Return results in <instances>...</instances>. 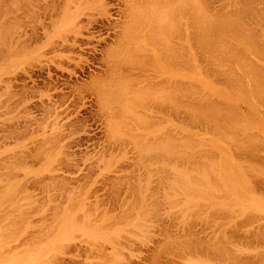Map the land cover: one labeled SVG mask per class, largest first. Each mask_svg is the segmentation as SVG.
Here are the masks:
<instances>
[{
    "label": "rangeland",
    "instance_id": "1",
    "mask_svg": "<svg viewBox=\"0 0 264 264\" xmlns=\"http://www.w3.org/2000/svg\"><path fill=\"white\" fill-rule=\"evenodd\" d=\"M70 1L71 3L73 1V5L71 6ZM70 1L0 0V264H103V262H106L105 259L112 257V255L114 256V253L116 254V252L111 251L113 246H111V244L109 246V243L106 242L107 238L111 240L109 236L113 237L114 235L113 239L117 240L116 238L119 237L118 240L120 241L117 240V243L119 242L120 245H115L117 244L116 242H114V245L117 246V254H122L121 264H154V262L155 264H188L187 261L189 258L191 260V262L189 260V264H208L209 262L207 263V261H204V259H208L207 256L204 255L206 249L210 256H208V261L212 262H210V264H264V177H261L264 173V97L262 96L263 94H261V91H264V86H262L264 85V0H196L194 5L192 0L191 8L194 7V9L191 13L193 16L194 14L196 16H194L192 20V25L194 26H192L191 35V55L188 51V43H186L187 36L182 35L185 34L183 31L186 29L187 24L185 23L186 21L183 20L186 19L184 15L187 10L185 7L186 4L183 7L180 2V4L176 6L175 4H178V2L174 4L172 1L167 0L168 3L175 5L173 6L175 7L174 9L170 7V5V8L167 6L168 4L165 3L166 0L165 2L164 0H158L159 2L157 0H151L153 2L152 4L148 1L149 4L146 3L143 5L145 9L143 13L146 12L149 14L154 9L155 13L153 16H151L152 13L149 14V17H157L155 10L159 9V7L163 8V6H167L166 8L168 9L164 8L163 10H171L172 8L173 11L169 12L171 13V16H169H174L175 18H168L169 13H164L167 14L165 16H167L168 20L171 19L170 21H173V23L166 26L167 24L164 23L167 22H164V29L159 26L161 28L160 30H166L165 33L163 32L165 37L168 38H166V40H171L170 42L168 41L169 46L166 49V47H164V43L166 42L165 39L163 42L162 39L159 40L157 38L160 34H163L161 33L162 31L159 30L160 32H157V34L154 32L157 37L153 31L151 32L153 34H150L149 30L154 27L150 24L152 18H150V22H147L144 16L142 18V15L140 19H145L146 23L150 25L146 26L144 22L145 25L143 26V22L140 20L141 25H139L141 29L137 28L140 33H138L136 29V33H132L134 37H132L131 41L134 43L133 40L136 39L142 45L137 43L138 41L136 40V43L132 44L130 42L131 36H129L130 40H126L127 43L123 41L122 38H119V27L123 25L124 21L126 23L128 20L123 17L125 10L122 2L124 0ZM87 1H92V4L89 5ZM156 1L158 3L164 2L165 4L162 3L160 6ZM93 2L96 3L94 4ZM173 2H175V0H173ZM65 3L70 7H68L69 10L81 9L80 11L83 13L78 17L81 26L86 27L87 22L95 21L92 22L88 30L87 28H85L86 30L81 29L82 35L78 34L74 36L69 33V35H67V40L62 42L60 41L61 39L59 40L58 37H55L54 27L63 17V11L61 12V10L64 9L62 6H64ZM101 3H103L105 7L103 14L99 15L97 11L91 10L93 6L96 7V4L99 6ZM87 4L90 7L92 5V7L86 9ZM153 4H155V8H158L155 9ZM195 4L198 8H195ZM180 5L182 6V11L181 8H179ZM150 9H152L151 12ZM159 10H161L162 14L163 10ZM157 12L160 13V11ZM196 12L198 13L196 14ZM174 13L176 15H174ZM182 13L183 15H181ZM200 13H205V16L208 14L206 17L203 15L206 19L202 17ZM198 14L200 17H197ZM209 14L211 17H209ZM84 15H89L91 18L89 19V16L85 18ZM176 16H178V18L182 17L183 19H181L183 21L177 19ZM165 18L163 20L167 21ZM208 18H211V21H217L216 23L213 21L211 22ZM196 19H198V21H196ZM147 20L149 19L147 18ZM158 20L159 19L155 20V22ZM160 20L158 22H161ZM177 20H179L178 23ZM206 20H209V24L211 25L212 23L213 25L208 27V22H205ZM194 21L195 23H193ZM204 22L207 24V27H204ZM220 22L223 23L221 24ZM176 23L181 26L179 27ZM51 24H53V26ZM161 24L159 23L158 25ZM171 24L172 26L175 25V27H178V29L185 26L184 30L183 28L181 29L182 32H180V29L178 30L180 36L182 35L183 38L179 37V33L176 30L177 28L172 27V29H170ZM231 24H233V27ZM236 24L240 29L242 27V29L239 30L238 27L237 29L236 27L234 28ZM202 25L206 30V32H203L204 34L206 33L205 35L200 32L201 29H203ZM142 26L151 29H144ZM197 26L201 27L198 28ZM156 27L157 24L152 30L155 29V31H157ZM166 27L168 29H166ZM197 28H201L200 31ZM216 30L222 33L221 37L219 33L217 34ZM142 31H149V34L146 32L143 33ZM223 31L226 32V35ZM244 31L246 33H244ZM235 32L238 33L236 34ZM232 33H234V35ZM170 34H177L178 37L176 35L172 38L173 36ZM164 35L160 37L163 38ZM176 37L178 39L182 38L181 41ZM203 37H206L208 41ZM217 37L220 39V42L219 39L217 40ZM175 38L177 40H175ZM185 38L186 40H184ZM157 39L162 41L164 49H162V43H160L161 45H159V42L157 43ZM117 40L118 42L122 40L124 43H117ZM183 40L187 45H185V43L183 44ZM120 45L123 47L122 49H124V46L127 47L122 50ZM155 45L156 48L154 47ZM206 45L209 46L206 47ZM213 45H217L215 48H220L219 50L217 49V54L215 53L216 49ZM114 46L117 47L116 52L114 50L116 47ZM178 46L182 47L179 48ZM254 47H256V49ZM110 48L114 50L112 51L111 49V53L115 52L120 59L115 55L116 59L114 60L112 58L114 53L113 55H107ZM137 48L143 52H140ZM224 50L226 51L223 52ZM133 51L135 52L133 53ZM218 51H222L223 54ZM187 52L193 60V70L192 67H188L190 65L186 63L187 59H185V57H189V55L188 57L185 55ZM170 53H173L175 56L178 55V53H185L182 55L183 57L180 54L183 63L179 56L180 63L178 64V56L177 58H174L175 56L171 57L173 54ZM149 54L153 57L152 59L148 56ZM167 54H170V56L168 57ZM237 54L240 55L238 56ZM241 54L244 55H242L243 61L240 59ZM162 55H166V60ZM236 55L239 57L237 61L236 59L238 58ZM170 57L172 59L174 58L175 61L178 60L177 63L172 61ZM190 57L188 58L189 60ZM106 58L110 62H114L113 64L115 66L112 63L108 65L110 62L107 61ZM167 58L169 59L167 60ZM116 60H118V62ZM152 60H155L154 63ZM229 60L235 62L233 63ZM115 61L117 65L119 63L121 65L122 62L125 63L126 61L127 64L122 63V67H120V65H116ZM128 61L131 63H128ZM134 62L136 63L134 64ZM167 62L171 64L174 63V66ZM226 62H228V64ZM241 62L242 64L244 63L243 67ZM246 62L249 63L250 66ZM169 64L171 66H166ZM176 64L177 66H175ZM222 64L226 66H222ZM112 65L113 69L116 68L120 72L117 70H114V72L111 68ZM179 65L182 66L181 70L183 71L179 69L181 67ZM252 65L255 69H253ZM142 66L145 68H142ZM155 66L160 69L155 68ZM152 67L153 69H150ZM186 67L187 71L189 70L187 73L185 70ZM222 67L227 68L223 70ZM249 68L250 72H257H254L257 76V81L254 79V83H251V79L253 80L255 76L251 74L252 72H248ZM260 68L262 70H260ZM108 69H110L109 72ZM220 69H222L224 73L220 74V71L223 72ZM135 70L138 72H135ZM160 70L162 71V76L158 73ZM192 71H194L193 75L189 76L188 74H192ZM260 72H262V75ZM229 75L233 77H228ZM245 75H248V77L246 76L245 78ZM136 77H139L140 80ZM183 77L187 78L186 81L185 79L180 80ZM224 77L234 79L228 82ZM116 78L120 79L117 80ZM141 78H144V80H141ZM178 78L179 80H177ZM190 78H192V81H189ZM242 79L245 80V82ZM137 80H139V82L136 84L135 81L137 82ZM102 81H104L105 86L102 84ZM96 82L101 85L100 88L104 90V92H102L106 94V96L105 94L102 96L107 103V111L100 109V106L97 104L96 95L89 90L93 83ZM241 82L243 86L241 89L238 87L241 90L239 91L236 87L239 84L241 85ZM257 82H260L259 84L262 85H259ZM109 83L113 85H109ZM116 83H118V85ZM143 83H145V85L147 83V85L145 86ZM184 83L190 85V87L188 85L186 86ZM154 84H156L157 87L154 86ZM178 84L181 85V87ZM158 86H160V88ZM170 86L172 88L171 90ZM174 86H176L177 90L179 89L178 87H180L178 95H176L177 90H174ZM258 86H261L260 89ZM116 87L117 89H115ZM252 87H254V92H252ZM181 88L184 89L182 90V94ZM229 88L231 89L229 90ZM243 88H246V91ZM158 89H161L163 92L161 93V90L158 91ZM185 89L187 92L188 89L189 91L191 90L192 92H190L192 94L190 92L188 94ZM234 89L236 91H234ZM248 89H251V92L256 94H250ZM133 90L138 92L135 94ZM168 90L173 92L175 98H173L172 93ZM237 91L238 93H236ZM168 92L172 96L167 94ZM258 92L261 95H259ZM114 93H117V97ZM164 94H167V96L169 95L168 97L170 99L166 98ZM180 94H185L186 97L183 98L185 95L180 96ZM240 94L243 96H239ZM150 95H155V97H157L152 99L153 96ZM256 95L259 97L262 96V99L259 98L260 102L258 99H256V101L253 98H258ZM244 96L248 98L250 96V103H247V100H249L247 98L245 99L247 104L241 99ZM178 98L180 101H177ZM155 99H158L159 105ZM159 99H161V103ZM162 99H164V105H160L163 104ZM174 100L175 105L172 102ZM254 100L259 103V106L261 105L260 109L258 105H256V102V104H254ZM116 101L119 102L117 103ZM241 101H243V105ZM152 102L156 104L153 105ZM170 102L173 103L174 106L170 105ZM115 103L122 106L119 107ZM146 103H149V105ZM176 104L179 106L177 105V107H175ZM249 104H251L250 108L248 107ZM214 105L217 107L216 110H214L215 108H211L215 107ZM227 106H229V111H240L238 112L240 116L237 113L238 115L236 114L237 117H235L237 119H232V123L234 121L237 123L234 122L232 124L230 121L231 119L227 118V115L224 113L225 108V112L227 111ZM230 107H232V109ZM253 107H255V111ZM186 108H191L190 110H192L193 113ZM206 108H208V111H210L209 108H211L214 112L216 111V114H214L213 111V113H209ZM220 108L221 113H219ZM199 109L201 111H199ZM202 109L205 112H202ZM197 111L199 112L197 113ZM206 112L208 113L206 114ZM115 113L119 114L116 116ZM203 113L209 116L205 115L206 117L204 116V118ZM242 113L244 114L241 116ZM212 114H214V117ZM110 115H112L113 118ZM191 115H194V117L196 115L195 118L198 122L194 120L196 123H193V118L190 119ZM222 115L226 117L223 118ZM209 117L211 118L209 119ZM240 117L243 118L241 119ZM108 118L114 119L113 123L116 124L115 131L111 134L113 137L109 135L104 127V123ZM201 118H204V121L208 119L207 121L211 125H207V123H205V125ZM238 119L240 120L237 121ZM210 120H216V122ZM211 122H215L217 128L214 127L215 123L212 124ZM239 122L240 124L242 122L246 123L240 126V124H238ZM222 123L224 124L222 125ZM230 123L232 125H230ZM221 125L225 126L222 127ZM235 126H237V129ZM242 126H244V128ZM123 127L124 130L122 131ZM230 128L231 131H229ZM234 128L236 131H234ZM237 130L239 132H237ZM228 135L233 137H227ZM234 136H237V138ZM251 139L254 142H252ZM51 141L54 142L52 143ZM225 153L232 164V166L231 164L229 165L230 168L232 167L231 170L226 168L228 163L224 156ZM184 154L186 156H184ZM187 156L191 158V160L189 159L190 161H187L189 158ZM221 157L225 158L223 162H226V164L223 165L220 163ZM238 159L243 165H239ZM214 161L216 163L219 162L222 165H219V167L221 166V168L223 167V169H225L222 170V173L219 172L218 174L216 171L218 169L214 170L218 167L216 163V165L214 164ZM237 164L239 169L240 167L244 171L247 169L246 172H244V174L246 173L245 178L247 176L250 180L249 185L252 183L253 186L247 185V179H241V177H243L240 175L242 170L240 169L241 172L238 173L240 170L235 167ZM246 164L250 165V170L248 168L249 166L246 168ZM206 166H211L209 170L212 172H210ZM203 168L206 171L208 170L209 173L207 171L205 174L202 171L204 170ZM221 168H219V171ZM252 168L254 171H259L257 173L258 175L255 174L257 171H253L254 173L251 171ZM232 170L235 172L234 175L239 178H236V180L239 181L241 179V181L243 180L246 184L242 182L243 184L241 185H243V188H241L242 186L239 185L241 182L239 181V184H237L239 188L238 186L236 187L235 182L233 185L232 182H229L231 180H228L229 184L231 183L230 186L233 185L236 188L234 189L232 186V190L234 191L230 189L232 192H229V185L227 184L225 187H227L226 191L228 192H224V183H226L224 179L232 175V173L231 175H225L227 174L226 171L232 172ZM215 171L220 176L223 175L224 171V175L227 177L223 178L225 177L223 176L221 179L216 173V175L213 176ZM229 172L228 174H230ZM248 172L250 173L248 174ZM260 172L261 174H259ZM183 173H186L185 176ZM252 174H255V176ZM179 175L180 178H178ZM203 175L206 180L203 181L204 184L201 181L203 180L201 179ZM252 176L253 178H251ZM218 177L220 180H224V185H222ZM232 177L233 175L230 178L232 179ZM187 178L190 183L187 181ZM179 179L180 185L177 181ZM212 179H214L218 185ZM184 181L187 182V184H185ZM217 181L220 182L218 183ZM198 182H201L202 186ZM206 182L210 184V186H208L210 192L206 189ZM173 184L174 186H172ZM196 184L201 188L197 187ZM188 185H191L194 189ZM180 186H184L183 189ZM177 187H179V192ZM213 188L217 189L216 191L218 192H212L214 190ZM221 188L223 189L221 190ZM204 189L208 193H204ZM193 190L197 191L194 192ZM200 190L202 192H200ZM211 192L214 198H212L213 195L210 194ZM190 193L194 196V198L191 196V200L189 198ZM201 193L206 196H204L206 199L203 195H201L202 197L200 196ZM206 194L210 195L212 200L216 197L218 200L211 201V198H209L210 196L208 197ZM169 195L171 196L169 197ZM185 195H187V197ZM207 198H209V200H207ZM202 199L204 201H202ZM220 199H222L221 201L224 203H221ZM236 199L239 200L236 202ZM179 200L180 202H178ZM228 200H230V202ZM184 203H186V206ZM230 203H232L233 206L230 205ZM219 204H222V208ZM198 206L201 207V209ZM198 208L199 210H197ZM216 208L218 209L216 210ZM236 209L238 210L236 211ZM233 210L235 212L232 213ZM66 225L68 226L66 227ZM189 226L191 228H189ZM180 241L183 246L185 245L184 247L180 246ZM92 242L95 243L93 244ZM97 242L100 245H104V248L101 249L102 252H99L98 256L94 253L95 247H92L96 246ZM168 243L172 245L173 251L174 247L178 245V247L180 246V249L183 250L184 248H187V250H195L197 255L194 252V257H188L186 253L185 255L183 253L187 250L182 252V250L177 249L178 247L175 250V255L180 251L183 253V256L180 254L182 258L186 256L188 258L187 260L185 257L183 259L179 258L180 255L178 254L177 256L179 257H175L173 251H170L172 252L171 254L169 253L170 255L167 251L165 254L164 251L171 246L168 245ZM175 243L178 244L176 245ZM115 246L114 249L112 248L113 250H115ZM90 247L94 251H90L92 250ZM203 249L204 252H201ZM217 251L219 252L217 253ZM99 254H101V256ZM195 258L198 259L196 260ZM184 260H186L187 263Z\"/></svg>",
    "mask_w": 264,
    "mask_h": 264
},
{
    "label": "bare ground",
    "instance_id": "2",
    "mask_svg": "<svg viewBox=\"0 0 264 264\" xmlns=\"http://www.w3.org/2000/svg\"><path fill=\"white\" fill-rule=\"evenodd\" d=\"M69 1H70V0H69ZM93 1H94V0H93ZM102 1H103V0H102ZM148 1H150L151 4L153 3L151 0H124V1L122 2V3H123V6H124V10H125L124 13H123V17L126 18V19H128V20H127L126 23H125V21H124L123 25H120V27H119V28H120V34H119L120 37H119V38H122V40L125 41L126 43H127V41L130 40V38H131V40H130V42H131V41H132V37H134V36H132V33L135 34V33H136L135 30H136L137 28H138V29H139V28L141 29V26H140V25H141L140 20H142V22H143L142 25H143V26H144L145 24H146V26H148V25H150V24H151V26H154V27H152V29L155 28V26H156V24H157V27H156L157 31H155V29L152 30L151 28H149V29H151V30H149L148 27H147V28H144V27L142 26L144 29H148V30L150 31V34H153L154 32H156V34H157V32L162 31V30H160L161 28H160L159 26H161V27L164 29V27H165L164 24H167L166 26H169L170 23H173V21H170V20H171L172 18H175L174 16H173V17H170V16H171V13H169V12H170V11H171V12L173 11L172 8H171V10H170V9H169V10H163V9L166 8L167 6L169 7V5H170V7H173V6H175V5L177 6V5H179L180 2H181L183 7H184L185 4H186L185 7H186V9H187V10L185 11V13H184L185 18H186L187 20H186V19H183V18L181 17L184 21H186L185 23H187V24H186V29L184 28L185 26H183L184 24L182 25V26H183V27H182L183 30L185 29V30L183 31V32H185V34H182V35H186V36H187V42H186V43H188V51H189V53H190V55H191V52H190V51H191V41H192V40H191V35H192V26H194V25H192V20H193V17L196 16L195 14H194V16H193V14L191 13V11H193V9H194V7L191 8V6H192V4H191L192 0H175V2H173V0H169V1H172V3H174V4H175L176 2H178V4L176 3L175 5H174V4H170V3H168L167 0H166V2H165V0H164V2L167 3L168 5L166 4L167 6H165V7L163 6V8H160V7H159V9H162V10H163V11H162V14H163V15L161 14V10L157 9L158 7L155 8L156 6H155V4H153V5H154V8L157 9V10H155L156 13H157V17L154 16L155 18H154V17H149V14L152 13L151 16H153V14L155 13V12H154V9H153L152 12H151L152 9H150V12H151V13H149V14H147L146 12H144V13H146V14L143 13V11H145L143 5L146 4V3L149 4ZM157 1H158V0H157ZM157 1H156V2H157ZM183 1H184L185 3H184ZM64 2H66V1H64ZM83 2H84V1H83ZM85 2H86V1H85ZM88 2H89V1H87V3H88ZM97 2H99V1H97ZM156 2H155V3H156ZM158 2H159V1H158ZM158 2H157V3H158ZM160 2H162V1H160ZM164 2H162V3H164ZM194 2H196V0H193V2H192L193 5H194ZM198 2H200V1H198ZM70 3H71V1H70ZM70 3H69V4H70ZM72 3H73V1H72ZM72 3L70 4V6L73 5ZM80 3H82V2H80ZM93 3L95 4L96 2H93ZM162 3H158V4H159V5H160V4L162 5ZM165 3H164V4H165ZM84 4H85V3H84ZM84 4H83V5H84ZM90 4H92V1L89 2V5H90ZM94 4H93V5H94ZM101 4H102V5H101ZM101 4H99V6H102V7H99V6L96 4V7H95V6L92 7V5H91L92 8H91L90 6H88V4H87V5H86L87 8H86V7H85V8L88 9V8L90 7L92 11L95 10V11L98 12L99 15H101V14H103V12H104V8H105V7L103 6L104 4H103V3H101ZM158 4H157V5H158ZM197 4H198V3H197ZM161 5H160V6H161ZM247 5H248V4H247ZM75 6H76V5H75ZM84 6H85V5H84ZM105 6H106V5H105ZM107 6H108V5H107ZM182 6L180 5V7H179V8H181V11L183 10V9H182ZM63 7H64V9L61 10V12L63 11V13H62V14H63V17L61 16V17H62V18L60 19L61 21L59 20V22H58V23L55 25V27H54V32H55V35H56L55 37H58L59 40L61 39L60 41H62V42H64V41L67 40V37H68L67 35H69V33H71V35H74V36H76V35H78V34H81V31H82L83 29L86 30L85 28H87V30H88L89 27H91L92 22L95 21V20H94V21H89V22H87V26H86V27L81 26V24H79V20H78V17H80L79 15H80V14L82 15V13H83V12L80 11L81 9L78 10V9H75V8H74L75 10H69L70 7H69L68 4H66V3H65L64 6H62V8H63ZM68 7H69V8H68ZM79 7H81V6H79ZM170 7H169V8H170ZM196 7L198 8V6H196V4H195V8H196ZM100 8H101V9H100ZM106 8H107V7H106ZM145 8H146V7H145ZM173 8L175 9V7H173ZM166 9H168V8H166ZM190 9H191V10H190ZM83 10H84V9H83ZM105 10H106V9H105ZM178 10H179V9H178ZM195 10H196V9H195ZM197 10H198V9H197ZM200 10H201V9H200ZM86 11H87V10H86ZM157 11H160V13L157 12ZM179 11H180V10H179ZM179 11H178V12H179ZM181 11H180V13H181ZM198 11H199V10H198ZM164 12H166L167 14L169 13V14H168V18H171V19L168 20L167 16H165V15H167V14L164 13ZM175 12H176V11H175ZM199 12H201V11H199ZM89 13H90V11H89ZM142 13H143L144 15H143ZM158 13H159V14H158ZM180 13H179V16H180ZM193 13H194V12H193ZM197 13H198V12H196V14H197ZM60 14H61V13H60ZM60 14H59V15H60ZM62 14H61V15H62ZM86 14H87V13H86ZM160 14H161V15H160ZM200 14H201V13H200ZM204 14H205V13H204ZM204 14H203V13L201 14L202 17L205 16ZM206 14H207V13H206ZM57 15H58V14H57ZM141 15H142V18H143V16H144V18L146 19L147 22H148V21L150 22V18H152L151 20L153 21V23H152V21H151L150 24H147L146 21H145V19H140V18H141ZM169 15H170V16H169ZM174 15H176V14L174 13ZM181 15H183V13H182ZM203 15H204V16H203ZM207 15H208V14H207ZM207 15H206V16H207ZM209 15H210V14H209ZM84 16H85V18H87L89 15H88V16H87V15H84ZM86 16H87V17H86ZM160 16H161V17H160ZM198 16H199V14L197 15V17H198ZM206 16H205V17H206ZM58 17H59V16H58ZM82 17H83V16H82ZM103 17H105V16H103ZM146 17H147L149 20H147ZM162 17H164V18L166 17L165 19H166L167 21H164V20H163L164 18H162ZM176 17H177V19L182 20L181 18H178V16H176ZM199 17H200V16H199ZM205 17H204V18H205ZM209 17H211V15H210ZM90 18H91V17L89 16V19H90ZM156 18L159 19V20H160V18H161L160 21L162 22V24H163L164 22H167V23H164V24L162 25L161 22H158L159 20L155 22V20H157ZM195 18H196V17H195ZM212 18H213V17H212ZM217 18H218V17H217ZM122 19H123V18H122ZM154 19H155V20H154ZM198 19H199V18H198ZM198 19H196V21H198ZM205 19H206V18H205ZM205 19H204V20H205ZM208 19H210V21H211V18H208ZM218 19H219V18H218ZM86 20H87V19H86ZM162 20H163V21H162ZM173 20H174V19H173ZM183 20H182V21H183ZM194 20H195V19H194ZM178 21H179V20H177V23H178ZM199 21H200V19H199ZM208 21H209V20H206L205 22H208ZM212 21H213V20H212ZM212 21H211V22H212ZM216 21H217V20H216ZM216 21H213V22L216 23ZM221 21H222V20H221ZM144 22H145V24H144ZM154 22H155V23H154ZM168 22H169V23H168ZM202 22H203V21H202ZM202 22H199V23H202ZM205 22H204V23H205ZM235 22H236V21H235ZM159 23H160L161 25H158ZM177 23H176V24H177ZM193 23H195V21H194ZM204 23H203V24H204ZM217 23H218V22H217ZM220 23H221V22H220ZM222 23H223V22H222ZM222 23H221V24H222ZM139 24H140V25H139ZM152 24H153V25H152ZM174 24H175V23H174ZM207 24H208V25H207ZM207 24L205 23V26H204V27H207V26L209 27V26L213 25L212 23H211V25H210L209 22H208ZM218 24H219V23H218ZM233 24H234V23H233ZM233 24H231L232 27H233ZM51 25L53 26V24H51ZM177 25H178V24H177ZM177 25H176V26H177ZM199 25H200V24H199ZM206 25H207V26H206ZM215 25H216V24H215ZM215 25H214V26H215ZM219 25H220V24H219ZM138 26H140V27H138ZM178 26L180 27L181 25H178ZM222 26H223V25H222ZM170 27H171L170 29H172V27H175V25L172 26V24H171ZM197 27L199 28V27H201V26H197ZM204 27H203V25H202V28H203V29L200 28L201 31H200V29H198V28H197V29H198L200 32H202V34H204L203 32H206V30L204 29ZM212 27H213V26H212ZM235 27H236V29H237V27H238L239 30L242 29V27H241V29H240V27H239L237 24H236V26H234V28H235ZM55 28H56V29H55ZM119 28H118V29H119ZM175 28H177V29H176L177 32H178V30L180 29V28L178 29V27H175ZM182 28H181V29H182ZM193 28H194V27H193ZM195 28H196V27H195ZM81 29H82V30H81ZM138 29H137V32L140 33ZM166 29H168V28L166 27ZM181 29H180V30H181ZM189 29H190V30H189ZM197 29H196V30H197ZM206 29H208V28H206ZM215 29H216V28H215ZM224 29H225V28H224ZM159 30H160V31H159ZM198 30H197V32H198ZM202 30H205V31H202ZM208 30H209V29H208ZM210 30H211V29H210ZM231 30H232V29H231ZM149 31H147V32L145 31V32H146L147 34H149ZM152 31H153V33H151ZM173 31H174V28H173ZM194 31H195V29H194ZM216 31H217V34H218V33H219L218 30H216ZM221 31H222V30H221ZM226 31H227V30H226ZM234 31H235V30H234ZM142 32H143V31H142ZM142 32H141V33H142ZM145 32H143V33H145ZM163 32L165 33L166 30L162 31L161 33H163ZM169 32H170V31H169ZM180 32H182V30H181ZM197 32H196V35H197ZM200 32H199V33H200ZM223 32H224L225 35H226V32H225V31H223ZM240 32H241V31H240ZM138 33H137V34H138ZM164 33H163V34H160L159 37H157V35H156L155 33H154V34L156 35V37H157L159 40L162 39L163 42H164V39H165V41H166V42L164 43L165 46H164V44L162 43V41H159L158 39H157V43L159 42V45H161L160 43H162V45H161V46H162V49H164L163 46L166 47V49H167V47L169 46V45H168V41H169V40H166L167 37H165ZM167 33H168V31H167ZM171 33H172V32H171ZM178 33H179V32H178ZM178 33H177V34H178ZM235 33H236V32H235ZM237 33H238V32H237ZM237 33H236V34H237ZM242 33H243V32H242ZM244 33H246V32L244 31ZM134 34H133V35H134ZM137 34H136V36H137ZM147 34H143V35H147ZM173 34H174V32H173ZM173 34H170L171 36H173L172 38H174V36L177 35V34H176V35H173ZM205 34H206V33H205ZM205 34H204V35H205ZM208 34H209V33H208ZM219 34H220V37H221L222 33H219ZM232 34L234 35V33H232ZM81 35H82V34H81ZM139 35L142 36L141 34H139ZM161 35H164V37L161 38V37H162ZM182 35L180 36V33H179V37H182ZM200 35H201V34H200ZM200 35H198V36H200ZM204 35H203V36H204ZM211 35H212V33H211ZM211 35H210V36H211ZM214 35H215V34H214ZM246 35H247V34H246ZM129 36H131V37L129 38ZM136 36H135V37H136ZM160 36H161V37H160ZM167 36H168V34H167ZM210 36H209V37H210ZM153 37H155V36H153ZM177 37H178V35H177ZM177 37H176V38H177ZM235 37H236V35H235ZM239 37H240V36H239ZM246 37H247V36H246ZM119 38H118V39H119ZM128 38H129V39H128ZM140 38H141V37H140ZM150 38H152V37H150ZM176 38H175V40L178 39V38H177V39H176ZM182 38H183V37H182ZM182 38H181V39H182ZM203 38L207 40L206 37H203ZM133 39H134V38H133ZM155 39H156V38H155ZM167 39H168V38H167ZM181 39H178V40L181 41ZM210 39H211V38H210ZM218 39H219V38L217 37V40H218ZM235 39H236V38H235ZM247 39H248V38H247ZM122 40L119 41L120 44H123V43H124ZM126 40H127V41H126ZM135 40H136V39H135ZM135 40H133L134 43H136ZM148 40H149V39H148ZM150 40H151V39H150ZM184 40H186V38H185ZM184 40L182 41L183 44L185 43ZM195 40H196V39H195ZM4 41H5V40H4ZM136 41H138V40H136ZM142 41H143V40H142ZM152 41H154V40H152ZM170 41H171V40H170ZM170 41H169V42H170ZM180 41H179V42H180ZM204 41H205V40H204ZM204 41H203V42H204ZM207 41H208V40H207ZM209 41H210V40H209ZM119 42H118V40H117V43H119ZM121 42H123V43H121ZM213 42H214V41H213ZM219 42H220V39H219ZM131 43L134 44L133 42H131ZM137 43H140V42L138 41ZM157 43H156V44H157ZM166 43H167V44H166ZM180 43H181V42H180ZM186 43H185V45H187ZM226 43H227V42H226ZM229 43H230V42H229ZM52 44H53V43H52ZM140 44H141V43H140ZM175 44H176V43H175ZM212 44H213V43H212ZM245 44H246V43H245ZM141 45H142V44H141ZM153 45H154V44H153ZM159 45H158V46H159ZM173 45H174V44H173ZM176 45H178V44H176ZM203 45H204V44H203ZM233 45H234V44H233ZM249 45H250V44H249ZM12 46H13V45H12ZM116 46H117V45H116ZM116 46H114V47H116ZM120 46H121V45H120ZM120 46H119V47H120ZM129 46H130V43H129ZM131 46H132V45H131ZM143 46H144V45H143ZM146 46H147V45H146ZM148 46H149V45H148ZM200 46H201V45H200ZM207 46H209V45H206V47H207ZM211 46H212V45H211ZM211 46H210V47H211ZM213 46H214V45H213ZM216 46H217V45H216ZM216 46H214V48H215ZM252 46H253V45H252ZM252 46H251V47H252ZM119 47H118L119 50H120V48H121V49L123 48L122 46H121L120 48H119ZM126 47H127V46H124V49H125ZM154 47L156 48V45H155ZM178 47H179V46H178ZM178 47H177V48H178ZM181 47H182V46H180L179 48H181ZM224 47H226V46H224ZM228 47H229V46H228ZM130 48H131V47H130ZM138 48H139V47H138ZM138 48H137V49H138ZM152 48H153V47H152ZM158 48H159V47H158ZM170 48H171V46H170ZM170 48H168V49H170ZM173 48H174V47H173ZM221 48H222V44H221ZM226 48H227V47H226ZM226 48H225V49H226ZM233 48H234V49H237V48H235V47H233ZM252 48H253V47H252ZM254 48L256 49V47H254ZM16 49H17V48H16ZM111 49H112V51L115 50V52H116L117 47H116V49H114V50H113V48H110V49H109L110 51H109V50H108V52L106 51V52H107V55H111V54L113 55V53H114V55H113L112 58L115 60V59H116V57H115L116 53H115V52L111 53ZM124 49H122V50H124ZM131 49H132V48H131ZM143 49H144V48H143ZM143 49H142V50H143ZM162 49H161V50H162ZM183 49H184V47H183ZM215 49H216V51H215L214 49H213V50H214L215 53H216L218 48H215ZM219 49H220V48H219ZM219 49H218V50H219ZM227 49H228V48H227ZM242 49H244V48H242ZM248 49H250V48H248ZM255 49H254V50H255ZM10 50H11V49H10ZM53 50H54V49H53ZM119 50H118V51H119ZM129 50H130V49H129ZM134 50H135V49H134ZM138 50H139V49H138ZM173 50H174V49H173ZM173 50H171V51H173ZM186 50H187V49H186ZM202 50H203V49H202ZM204 50H205V49H204ZM207 50H208V51H211V50H209V49H207ZM228 50H229V49H228ZM118 51H117V52H118ZM136 51H137V50H136ZM139 51H140V50H139ZM144 51H145V50H144ZM176 51H177V49H176ZM184 51H185V50H184ZM225 51H226V50H224L223 52H225ZM241 51H242V50H241ZM244 51H245V50H244ZM251 51H252V50H251ZM1 52H2V51H1ZM109 52H110V53H109ZM134 52H135V51H133V53H134ZM140 52H143V51H140ZM145 52H146V51H145ZM147 52H148V50H147ZM149 52H150V51H149ZM157 52H158V51H157ZM177 52H178V51H177ZM218 52H219V51H218ZM220 52L223 54L222 51H220ZM220 52H219V53H220ZM232 52H233V51H232ZM234 52H235V51H234ZM245 52H246V51H245ZM120 53H121V52H120ZM120 53H119V54H120ZM127 53H128V51H127ZM150 53H151V52H150ZM158 53H159V52H158ZM189 53L187 52V54H185V53H184V54L187 55V57H188ZM204 53H205V52H204ZM236 53H237V52H236ZM256 53H257V52H256ZM105 54H106V53H105ZM121 54H122V53H121ZM130 54H131V53H130ZM130 54H129V55H130ZM144 54H145V53H144ZM159 54H160V53H159ZM170 54H173V53H170ZM170 54H169V55L167 54L168 57L170 56ZM180 54H181V53H178V55H176V56L173 54L171 57H174V56H175L174 58H177V56H178L177 59L179 60V56H180ZM184 54L182 53L181 56L184 55ZM216 54H217V53H216ZM224 54H225V53H224ZM227 54H229V53H227ZM246 54H247V53H246ZM107 55H106V57H107ZM136 55H137V54H136ZM190 55H189V57H190ZM210 55H211V54H210ZM213 55H214V54H213ZM233 55H234V54H233ZM233 55H232V56H233ZM237 55H238V54H237ZM237 55H236V56H237ZM239 55H240V54H239ZM239 55H238V56H239ZM242 55H243V54H241V58H240V59L243 61V59H242ZM249 55H250V54H249ZM263 55H264V54H263ZM116 56H117V55H116ZM134 56H135V54H134ZM142 56H143V55H142ZM148 56L151 57L150 54H149ZM155 56H157V55H155ZM163 56H164V58H165L166 55H162V57H163ZM181 56H180V57H181ZM208 56H209V55H208ZM230 56H231V54H230ZM238 56H237L238 59H236V61L239 60V57H238ZM243 56H244V55H243ZM254 56H255V55H254ZM109 57H110V56H109ZM114 57H115V58H114ZM171 57H170V58H171ZM182 57H183V56H182ZM182 57H181V60H182V63H183V59H182ZM189 57H188V58H189ZM210 57H211V56H210ZM225 57H226V56H225ZM225 57H223V58H225ZM227 57H228V56H227ZM233 57H235V56H233ZM233 57H232V58H233ZM117 58L120 59L119 56H117ZM131 58H132V57H131ZM143 58H144V57H143ZM145 58H146V56H145ZM152 58H153V57H151V59H152ZM174 58H173V59H174ZM188 58L185 57V59L188 60V61L186 60V63H188V65H190V66H188V67L191 68L192 65H193V60L191 59V57H190V60H189ZM211 58H212V57H211ZM218 58H220V57H218ZM223 58H222V59H223ZM229 58H230V57H229ZM229 58H228V59H229ZM109 59H110V58H109ZM121 59H122V57H121ZM168 59H169V58H167V60H168ZM173 59L171 58L172 61H175V59H174V60H173ZM177 59H176V60H177ZM185 59H184V60H185ZM207 59H208V58H207ZM215 59H216V58H215ZM106 60H107V58H106ZM110 60H111V59H110ZM114 60H113V61H114ZM148 60H149V59H148ZM163 60H164V59H163ZM165 60H166V58H165ZM178 60H177V61H178ZM209 60H211V59H209ZM234 60H235V59H234ZM241 60H240V61H241ZM100 61H101V60H100ZM107 61H109V60H107ZM116 61L118 62V60H116ZM116 61H115V63H116ZM133 61H134V60H133ZM137 61H138V60H137ZM146 61H147V60H146ZM152 61H153V60H152ZM154 61H155V60H154ZM154 61H153V63H154ZM169 61H170V60H169ZM177 61H175V63H177ZM212 61H214V60H212ZM229 61L233 62L232 60H229ZM101 62H102V61H101ZM109 62H110V61H109ZM120 62H122V61H120ZM126 62H127V61H126ZM126 62H125V63H126ZM129 62H130V61H128V63H129ZM162 62H163V61H162ZM165 62H166V61H165ZM184 62H185V61H184ZM210 62H211V61H210ZM234 62H235V61H234ZM234 62H233V63H234ZM244 62H245V61H244ZM251 62H252V61H251ZM111 63H112V62H110L108 65H110ZM113 63H114V62H113ZM113 63H112V64H113ZM122 63H124V62H122ZM122 63H121V65H122ZM125 63H124V64H125ZM130 63H131V62H130ZM135 63H136V62H134V64H135ZM137 63H138V62H137ZM144 63H145V62H144ZM153 63H152V64H153ZM163 63H164V62H163ZM167 63H170V62H167ZM179 63H180V60H179L178 64H179ZM221 63H223V62H221ZM226 63L228 64V62H226ZM229 63H230V62H229ZM236 63H237V62H236ZM246 63H247V62H246ZM104 64H105V63H104ZM124 64H123V65H124ZM126 64H127V63H126ZM164 64H165V63H164ZM170 64H171V63H170ZM170 64H169V65H166V66H171L172 64H173V66H174V63H172L171 65H170ZM184 64H185V63H184ZM224 64H225V63H224ZM247 64H249V63H247ZM113 65H114V64H113ZM113 65L111 66V68L113 67ZM116 65H117V63H116ZM118 65H120V63H119ZM118 65H117V66H118ZM121 65H120V67H122ZM128 65H129V64H128ZM132 65H133V64H132ZM137 65H138V64H137ZM145 65H146V64H145ZM148 65H150V64H148ZM162 65H163V64H162ZM186 65H187V64H186ZM238 65H239V63H238ZM241 65H242V67H243L244 63L242 64V62H241ZM245 65H246V64H245ZM114 66H115V65H114ZM151 66H153V65H151ZM166 66H165V67H166ZM173 66H172V67H173ZM175 66H177V64H176ZM179 66H181V65H179ZM214 66H215V65H214ZM222 66H226V65H223V64H222ZM227 66H228V65H227ZM249 66H250V64H249ZM109 67H110V66H109ZM172 67H170V68H172ZM183 67H184V65H183ZM193 67H194V66H193ZM193 67H192V70H193ZM218 67H219V66H218ZM220 67H221V66H220ZM229 67H230V66H229ZM239 67H240V65H239ZM252 67H253V65H252ZM263 67H264V66H263ZM142 68H145V67L142 66ZM155 68H157V66H155ZM184 68H185V67H184ZM212 68H213V67H212ZM215 68H216V67H215ZM224 68H227V67H224ZM224 68L222 67L223 70H224ZM232 68H233V67H232ZM112 69H113V68H112ZM112 69H111V70H112ZM146 69H147V68H146ZM150 69H153V67L150 68ZM157 69H160V68L158 67ZM175 69H178V68H175ZM179 69L181 70V69H182V66H181ZM179 69H178V70H179ZM217 69H218V68H217ZM222 69H220V70H222ZM237 69H238V68H237ZM245 69L247 70L246 66H245ZM245 69H244V70H245ZM253 69H255V68L253 67ZM109 70H110V69H108V72H109ZM114 70L119 71V70L116 69V68H114L113 71H114ZM127 70H128V69H127ZM155 70H156V69H155ZM161 70H162V69H161ZM161 70H160V72H158V73L161 74V72L164 71V70H162V71H161ZM171 70H173V69H171ZM185 70H186V73L189 72V70L187 71V67H186ZM185 70H184V73H185ZM218 70H219V69H218ZM223 70H222V71H223ZM226 70H227V69H226ZM228 70H229V69H228ZM242 70H243V69H242ZM248 70H249L248 72H250V68H249ZM257 70H258V67H257ZM260 70H262V69L260 68ZM113 71H112V72H113ZM132 71H133V70H132ZM175 71H176V70H175ZM181 71H183V70H181ZM194 71H195V69H194ZM194 71L191 72L192 74L189 73L188 75H189V76H190V75L192 76ZM233 71H234V70H233ZM114 72H115V71H114ZM119 72H120V71H119ZM119 72H118V73H119ZM130 72H131V71H130ZM135 72H138V71L135 70ZM167 72H168V71H167ZM179 72H180V71H179ZM242 72H245V71H242ZM251 72H252V73H251ZM251 72H250V73L253 74V75L255 76V77L253 78V80L251 79V83H254V81H255L254 79L257 78V76H256V73H257V72H256V71H254V72H256V73H254L253 71H251ZM110 73H111V71H110ZM118 73H117V74H118ZM126 73H127V72H126ZM142 73H143V72H142ZM154 73H155V72H154ZM171 73H172V72H171ZM221 73H224V71H223V72L220 71V74H221ZM260 73H261V75H262V72H260ZM124 74H125V73H124ZM166 74H167V73H166ZM182 74H183V72H182ZM194 74H195V73H194ZM206 74H207V73H206ZM218 74H219V73H218ZM234 74H235V73H234ZM244 74H245V73H244ZM244 74H243V76H244ZM247 74H248V73H247ZM107 75H108V74H107ZM111 75L113 76L112 73H111ZM125 75H126V74H125ZM127 75H129V74H127ZM136 75H137V74H136ZM140 75H142V74H140ZM158 75H159V74H158ZM158 75H157V76H158ZM186 75H187V74H186ZM222 75H223V74H222ZM225 75H226V74H225ZM231 75H233V74H231ZM115 76H116V75H115ZM118 76H119V75H118ZM133 76H134V75H133ZM161 76H162V74H161ZM163 76H164V75H163ZM220 76H221V75H220ZM240 76H241V75H240ZM246 76L248 77V75H245V78H246ZM249 76H250V75H249ZM251 76H252V75H251ZM130 77H132V76H130ZM130 77H128V78H130ZM169 77H170V76H169ZM169 77H168V78H169ZM181 77H182V76H181ZM221 77H223V76H221ZM228 77H233V76H230V75H229ZM261 77H262V76H261ZM136 78L139 79V77H136ZM151 78H152V77H151ZM154 78H155V77H154ZM165 78H166V77H165ZM168 78H167V79H168ZM179 78H180V77H179ZM179 78H178L177 80H179ZM224 78H225V77H224ZM235 78H236V77H235ZM97 79H98V78H97ZM116 79L119 80L120 78H119V79L116 78ZM124 79H126V78H124ZM124 79H123V80H124ZM133 79H134V78H133ZM133 79H132V80H133ZM169 79L171 80V77H170ZM169 79H168V80H169ZM172 79H173V77H172ZM183 79H185V81H186L187 78H186V77H185V78L183 77V78H181L180 80H183ZM190 79H191V80H190ZM190 79H189V81H192V78H190ZM225 79L228 80V82H230V81L233 80L234 78L231 79V78H227V77H226ZM247 79H248V78H247ZM249 79H250V77H249ZM102 80H104V79H102ZM128 80H129V79H128ZM139 80H140V79H139ZM139 80H137V82L135 81V83L137 84V83L139 82ZM141 80H144V78H141ZM146 80H147V79H146ZM149 80H150V79H149ZM152 80H153V78H152ZM165 80H166V79H165ZM168 80H166V81H168ZM170 80H169V81H170ZM205 80H206V79H205ZM236 80H237V79H236ZM242 80H243V79H242ZM124 81H126V80H124ZM163 81H164V80H163ZM239 81H240V80H239ZM243 81L245 82V80H243ZM256 81H257V79H256ZM259 81H260V80H259ZM130 82H131V81H130ZM174 82H175V80H174ZM181 82H182V81H181ZM183 82H184V81H183ZM187 82H188V81H187ZM225 82H226V81H225ZM113 83H115V82H113ZM171 83H172V81H171ZM171 83H170V84H171ZM178 83H179V82H178ZM232 83H233V82H232ZM234 83H235V82H234ZM257 83L259 84L260 82H257ZM261 83H263V82H261ZM102 84L105 86L104 81H102ZM110 84H111V83H109V85H110ZM116 84L118 85V83H116ZM130 84H131V83H130ZM143 84L145 85V83H143ZM184 84H186V83H184ZM184 84H183V85H184ZM229 84H230V83H229ZM237 84H238V83H237ZM244 84H245V83H244ZM255 84H256V83H255ZM255 84H253V85H255ZM258 84H257V85H258ZM263 84H264V83H263ZM111 85H113V84H111ZM114 85H115V84H114ZM120 85H121V84H120ZM120 85H119V86H120ZM122 85H123V83H122ZM146 85H147V83H146ZM146 85H145V86H146ZM150 85H151V83H150ZM158 85H159V84H158ZM161 85H162V83H161ZM164 85H165V84H164ZM173 85H174V84H173ZM175 85H176V84H175ZM178 85H179V84H178ZM178 85H177V86H178ZM187 85H188V84H186V86H187ZM232 85H234V84H232ZM259 85H262V84H259ZM154 86L157 87L156 84H154ZM166 86H167V85H166ZM168 86H169V85H168ZM179 86L181 87V85H179ZM188 86L190 87V85H188ZM191 86H192V85H191ZM242 86H243V84H242V82H241V85L239 84L236 88L239 87V88L241 89ZM262 86H264V85H262ZM100 87H101V85H100L98 82H96V83H93L92 87H90L89 90H91L92 92H94V94L96 95V97H97V104H98V106H100V109L107 111V110H108L107 103L105 102V99H104L103 96H102V95H104L105 93H103L104 90H102ZM106 87H107V86H106ZM122 87H123V86H122ZM125 87H127V86H125ZM158 87L160 88V86H158ZM174 87H175L174 90H175V89L177 90L176 86H174ZM180 87H178L179 89L176 91V92H177L176 95L179 94L178 91H180ZM244 87H245V86H244ZM254 87H255V86H254ZM254 87L251 88V89H252V92L255 91V90H254ZM258 87H259V89H260L261 86H258ZM109 88H110V87H109ZM150 88H152V87H150ZM154 88H155V87H154ZM167 88H168V87H167ZM184 88H185V86H184ZM239 88H238V89H239ZM115 89H117V87H116ZM115 89H114V90H115ZM118 89H119V88H118ZM133 89H134V88H133ZM147 89H148V88H147ZM171 89H172V88H171V86H170V90H171ZM186 89H187V88H186ZM186 89H185V91L187 92ZM189 89H190V88H189ZM189 89H188V92H187L188 94H189V92L191 91V90L189 91ZM230 89H231V88H229V90H230ZM240 89H239V91H241ZM243 89H244V88H243ZM245 89H246V88H245ZM245 89H244V90H245ZM251 89H248V92H249L250 94L252 93V92H251ZM256 89H257V88H256ZM262 89H263V87H262ZM262 89H261V90H262ZM106 90H107V89H106ZM110 90H111V89H110ZM159 90H161V89H158V91H159ZM170 90H168V91L170 92ZM182 90H184V89L181 88V94H182ZM102 91H103V92H102ZM107 91H109V90H107ZM112 91H113V90H112ZM133 91H134V90H133ZM150 91H151V90H150ZM172 91H173V90H172ZM234 91H236V90L234 89ZM245 91H246V90H245ZM257 91H259V90H257ZM105 92H106V91H105ZM109 92H110V91H109ZM118 92H119V91H118ZM125 92H126V90H125ZM134 92H135V91H134ZM136 92H138V91H136ZM136 92H135V94H136ZM139 92H140V91H139ZM143 92H145V91H143ZM152 92H153V91H152ZM162 92H163V91L161 90V93H162ZM165 92H167V91H165ZM169 92H168L167 94L172 93L173 98H175L173 92H170V93H169ZM191 92H192V91H191ZM191 92H190V93H191ZM230 92H231V91H230ZM261 92H262L261 94H263L262 96L264 97V91H261ZM148 93H149V91H148ZM155 93H156V92H155ZM155 93H154V94H155ZM183 93H184V92H183ZM236 93H238V91H237ZM241 93H243V92H241ZM258 93H259V92H258ZM110 94H112V93H110ZM157 94H158V93H157ZM159 94H160V93H159ZM167 94H164V95H166L165 97L168 98V99H170V98L168 97L169 95L167 96ZM181 94H180V96L185 95V94H183V95H181ZM191 94H192V93H191ZM234 94H235V93H234ZM243 94H244V93H243ZM252 94H256V93H252ZM261 94L259 93V95H261ZM108 95H109V94H108ZM114 95L117 97V93H116V94L114 93ZM145 95H146V94H145ZM147 95H148V94H147ZM155 95H156V94H155ZM155 95H154V96H153V95H150V96H153L152 99H154V98L157 97V96L155 97ZM164 95H163V96H164ZM172 95L170 94V96H172ZM241 95H242V94H240L239 96H241ZM244 95H245V94H244ZM247 95H248V94H247ZM105 96H106V94H105ZM105 96H104V97H105ZM119 96H120V94H119ZM140 96H141V95H140ZM150 96H149V97H150ZM234 96H236V95H234ZM242 96H243V95H242ZM245 96H246V95H245ZM245 96H244V97H245ZM251 96H252V95H251ZM256 96H257L258 98H255V97H253V98H254L255 100L258 99V101L260 102L259 98L262 99V96H261V97H259L258 95H256ZM144 97H145V96H144ZM178 97H179V96H178ZM184 97H186V95L183 96V98H184ZM237 97H238V96H237ZM244 97L241 98V99H242L243 101H245V103H246V100H245V99L247 98V99H249V100H247V103H250V102H249V101H250V96H249V98H248V97H245V98H244ZM105 98H106V97H105ZM107 98H108V96H107ZM158 98H159V97H158ZM163 98H164V97H163ZM166 98H164V99H166ZM171 98H172V97H171ZM181 98H182V97H181ZM188 98H189V97H188ZM109 99H110V97H109ZM164 99H162V100H163V104H160V105H164ZM168 99H167V100H168ZM236 99H237V98H236ZM118 100H119V99H118ZM120 100H122V99H120ZM127 100H128V99H127ZM155 100L157 101V104H158V102H159L158 99H155ZM159 100H160V103H161V102H162L161 99H159ZM167 100H165V101H167ZM172 100H173V99H172ZM175 100H176V99H175ZM175 100L172 101V102L174 103V105H175ZM255 100H254V104L257 103V102H256L257 100H256V101H255ZM108 101H109V100H108ZM111 101H112V100H111ZM153 101H154V100H153ZM169 101H171V100H169ZM177 101H180L179 98L177 99ZM177 101H176V102H177ZM205 101H206V100H205ZM243 101H241V102H242V105H243ZM263 101H264V99H263ZM116 102H117V101H116ZM118 102H119V101H118ZM118 102H117V103H118ZM121 102H122V101H121ZM154 102H155V101H154ZM195 102H196V101H195ZM255 102H256V103H255ZM261 102H262V100H261ZM152 103H153V102H152ZM167 103H168V102H167ZM170 103H171V102H170ZM173 103H171L170 105L174 106ZM178 103H179V102H178ZM245 103H244V105H245ZM247 103H246V104H247ZM251 103H252V101H251ZM115 104H116V103H115ZM136 104H137V103H136ZM146 104L149 105V103H146ZM154 104H156V103H153V105H154ZM165 104H166V103H165ZM237 104H238V103H237ZM116 105H117V104H116ZM158 105H159V104H158ZM166 105H168V104H166ZM177 105H178V104H176L175 107H177ZM204 105H205V104H204ZM212 105H213V104H212ZM250 105H251V104H249V106H248V105H247V106L250 108ZM252 105H253V104H252ZM256 105H258L259 109L261 108V107H260L261 105L259 106V103H257ZM256 105H255V106H256ZM117 106H119V105H117ZM120 106H122V105H120ZM120 106H119V107H120ZM150 106H151V105H150ZM156 106H157V105H156ZM178 106H179V105H178ZM185 106H186V105H185ZM190 106H191V105H190ZM207 106H209V105H207ZM214 106H215V105H214ZM133 107H134V106H133ZM138 107H139V106H138ZM167 107H168V106H167ZM188 107H189V106H188ZM197 107H198V106H197ZM201 107H202V106H201ZM218 107H219V106H218ZM220 107H221V105H220ZM228 107H229V106H227V111H226V112H225V110H226V108H225L224 113L227 115V118H230V119H231L230 121H231V123H232V119H233V120H236L237 118H235V117H237V115L239 114L238 112H240V111H239V110H237V112H236V111H233V110H230V111H229ZM245 107H246V106H245ZM251 107H252V106H251ZM258 107H257V108H258ZM262 107H263V106H262ZM211 108H213V109L215 108L214 110H216L217 107L215 106V107H211ZM211 108H209L211 112L208 111V108H206L207 111H208L209 113H213V112H214ZM230 108L232 109V107H230ZM253 108H254V109H253ZM253 108H252V109L255 111V107H253ZM149 109L152 110L151 108H149ZM155 109H156V108H155ZM158 109H159V108H158ZM167 109H168V108H167ZM169 109H170V108H169ZM175 109H176V108H175ZM184 109H185V107H184ZM186 109H187V108H186ZM188 109H189V108H188ZM188 109H187V110H188ZM190 109H191V108H190ZM190 109H189V110H190ZM233 109H234V108H233ZM197 110H198V109H197ZM204 110H205V108H204ZM131 111H132V110H131ZM173 111H176V110H173ZM184 111H185V110H184ZM194 111H195V110H194ZM199 111H201V110L199 109ZM199 111H197V113H198ZM205 111H206V110H205ZM205 111H203V109H202V112H205ZM212 111H213V112H212ZM220 111H221V108L219 109V113H221ZM158 112H159V111H158ZM190 112H192V110H190ZM190 112H189V113H190ZM195 112H196V111H195ZM208 112H206V114H207ZM215 112H216V111H215ZM215 112H214V114H216ZM234 112H236V113H234ZM241 112H242V111H241ZM192 113H193V112H192ZM192 113H191V114H192ZM217 113H218V110H217ZM237 113H238V114H237ZM252 113H253V112H252ZM115 114H116V116H117L119 113H118V114L115 113ZM206 114L203 113V117H204ZM214 114H212L213 117H214ZM222 114H223V113H222ZM225 114H224V115H225ZM236 114H237V115H236ZM243 114H244V113H242L241 116H242ZM220 115H221V114H220ZM220 115H219V116H220ZM110 116L112 117V115H110ZM189 116H190V115H189ZM201 116H202V115H201ZM206 116H209V115H206ZM206 116H205V117H206ZM210 116H211V114H210ZM222 116H223V115H222ZM239 116H240V114H239ZM195 117H196V115H195ZM195 117H194V115H191V118H190V119L193 118V121L195 120V121L198 122V120H197ZM205 117H204V118H205ZM217 117H218V115H217ZM225 117H226V116H225ZM225 117L223 116V118H225ZM112 118H113V117H112ZM114 118H115V117H114ZM118 118H119V117H118ZM197 118H198V114H197ZM199 118H200V117H199ZM204 118H203V119L201 118V119L204 121ZM210 118H211V117H209V119H210ZM219 118H221V117H219ZM219 118H218V119H219ZM240 118L242 119L243 117H240ZM244 118H245V117H244ZM218 119H217V120H218ZM115 120H116V118H115ZM207 120H208V119H207ZM207 120L204 121V124L207 123V125H209L210 123H209ZM222 120H223V119H222ZM225 120H227V119H225ZM239 120H240V119H238L237 121H239ZM193 121H191V122H193ZM195 121H194L193 123H196ZM210 121H215V122H216V120H210ZM228 121H229V120H228ZM228 121H227V122H228ZM113 122H114V119L112 120V119L108 118V119L106 120V122L104 123V125H105L104 127H105L106 131L109 133V135L113 134V132L115 131L116 124H114ZM215 122H214V123H215ZM222 122H224V121H222ZM225 122H226V121H225ZM234 122H236V121H234ZM234 122H233V123H234ZM246 122H247V120H246ZM246 122H245V123H246ZM211 123H212V122H211ZM214 123H212V124H214ZM228 123H229V122H228ZM231 123H230V125L233 124V123H232V124H231ZM236 123H237V122H236ZM245 123L242 122L241 124H242V125H243V124L245 125ZM247 123H248V122H247ZM223 124H224V123H222V125H223ZM238 124H240V122H239ZM241 124H240V126H241ZM205 125H206V124H205ZM210 125H211V124H210ZM215 125H216V123L214 124V127H216ZM218 125H219V123H218ZM222 125H221V126H222ZM234 125H235V124H234ZM236 125H237V124H236ZM138 126H139V125H138ZM224 126H225V125H224ZM224 126H222V127H224ZM227 126H228V124H227ZM263 126H264V125H263ZM212 127H213V125H212ZM235 127H236V129H237V126H235ZM238 127H239V126H238ZM242 127L244 128V126H242ZM247 127H248V125H247ZM205 128H206V127H205ZM216 128H217V127H216ZM218 128H219V126H218ZM231 128H233V127H231ZM231 128H230L229 131H231ZM260 128H261V127H260ZM209 129H211V128H209ZM214 129H215V128H214ZM219 129H220V128H219ZM222 129H225V128H222ZM228 129H229V128H228ZM234 129H235V128H234ZM236 129H235L234 131H236ZM123 130H124V127H123L122 131H123ZM226 130H227V127H226ZM232 130H233V129H232ZM239 130H241V129H239ZM246 130H247V129H246ZM263 130H264V129H263ZM241 131H242V130H241ZM241 131H240V132H241ZM243 131H244V129H243ZM119 132H120V131H119ZM237 132H239V131L237 130ZM237 132H236V133H237ZM120 133H121V132H120ZM228 133H229V132H228ZM232 133H233V132H232ZM248 133H249V132H248ZM117 134H118V133H117ZM243 134H244V133H243ZM243 134H241V135H243ZM114 135H115V133H114ZM118 135H119V134H118ZM229 135H230V134H229ZM229 135H228L227 137H230V138L233 137V136H229ZM232 135H233V134H232ZM236 135H238V134H236ZM245 136H246V135H245ZM253 136H254V135H253ZM255 136H256V135H255ZM257 136H259V135H257ZM109 137H110V136H109ZM111 137H113V136L111 135ZM115 137H116V136H115ZM118 137H119V136H118ZM218 137H219V136H218ZM234 137L237 138V136H234ZM250 137H251V136H250ZM230 138H229V139H230ZM238 138H240V137H238ZM245 138H247V137H245ZM255 138H256V137H255ZM111 139H113V138H111ZM220 139H221V138H220ZM240 139H241V138H240ZM253 139H254V137H253ZM262 139H263V138H262ZM230 140H231V139H230ZM233 140H234V138H233ZM249 140H250V139H249ZM249 140H248V141H249ZM251 140H252V139H251ZM175 141H176V140H175ZM199 141H200V140H199ZM246 141H247V140H246ZM254 141H255V143H256V140H255V139H254ZM254 141L252 140V142H254ZM258 141H259V140H258ZM51 142H52V141H51ZM53 142H54V141H53ZM53 142H52V143H53ZM186 142H187V141H186ZM230 142H231V141H230ZM238 142H239V141H238ZM240 142H241V140H240ZM243 142H244V141H243ZM260 142H261V141H260ZM46 143H47V141H46ZM167 143H168V142H167ZM169 143H170V142H169ZM236 143H237V141H236ZM241 143H242V142H241ZM189 144H190V143H189ZM193 144H195V143H193ZM247 144H248V143H247ZM165 145H166V144H165ZM236 145H237V144H236ZM244 145H245V143H244ZM249 145H250V144H249ZM251 145H252V144H251ZM160 146H161V145H160ZM162 146H164V145H162ZM207 146H208V145H207ZM241 146H242V144H241ZM262 146H263V144H262ZM184 147H185V146H184ZM233 147H234V146H233ZM250 147H251V146H250ZM252 147H253V146H252ZM167 148H168V147H167ZM248 148H249V147H248ZM255 148H256V146H255ZM161 149H162V148H161ZM171 149H172V148H171ZM175 149H176V148H175ZM238 149H239V148H238ZM252 149H253V148H252ZM159 150H160V149H159ZM242 150H245V149H242ZM249 150H251V149H249ZM257 150H258V149H257ZM154 151H155V150H154ZM173 151H174V150H173ZM162 152H163V151H162ZM167 152H168V151H167ZM235 152H237V151H235ZM170 153H172V152H170ZM178 153H179V152H178ZM168 154H169V153H168ZM235 154H236V153H235ZM179 155H180V153H179ZM221 155H222V154H221ZM175 156H176V155H175ZM184 156H186V155L184 154ZM204 156H205V155H204ZM224 156H225V158L228 160V161L226 160V162L228 163V165H227L226 168H229V170H231L232 167H231V168L229 167V165L231 164V162H230V160L228 159V157L226 156V153H225ZM250 156H251V155H250ZM181 157H182V156H181ZM187 157H189V156H187ZM239 157H240V156H239ZM252 157H253V156H252ZM183 158H184V157H183ZM221 158H222V159H221ZM221 158H220V163H222L223 165L226 164V162H223V161H225V160H223V159H225V158H223V157H221ZM184 159H187V158H184ZM189 159L191 160V158L189 157V158L187 159V161H188ZM247 159H248V158H247ZM50 160H51V159H50ZM190 160H189V161H190ZM221 160H222V162H221ZM238 160H239V159H238ZM173 161H174V160H173ZM231 161H232V160H231ZM234 161H235V160H234ZM241 161H242V160H241ZM249 161H250V160H249ZM163 162H164V161H163ZM202 162H203V161H202ZM207 162H208V161H207ZM217 162H218V161H217ZM242 162H243V161H242ZM212 163H213V161H212ZM215 163H216V162L214 161V164H215ZM218 163H219V162H218ZM218 163H216L217 165H216V164H215V165L219 167V165H221V164H220V163L218 164ZM238 163H239V165H243V164H241L240 160L238 161ZM243 163H244V162H243ZM254 163H255V162H254ZM196 164H197V163H196ZM202 164H203V163H202ZM206 164H207V163H206ZM235 164H236V163H235ZM252 164H253V163H252ZM255 164H256V163H255ZM209 165H211V164H209ZM215 165H214V167H215ZM262 165H263V164H262ZM193 166H196V165H193ZM221 166H222V165H221ZM221 166H220L219 168H221ZM225 166H226V165H225ZM231 166H232V164H231ZM245 166H246V168H247V166H249L248 168H249V170H250V168H251L250 165L246 164ZM251 166H252V165H251ZM260 166H261V165H260ZM173 167H174V166H173ZM202 167H203V166H202ZM206 167H207L208 170H209L211 166H210V167H209V166H206ZM212 167H213V166H212ZM218 167L215 168V169L213 168L214 170L218 169V170H216L218 174H219V172L222 173V170H225V169H223V167H222V168L220 169V171H219V168H218ZM235 167H237L238 170L241 169V167H240V169H239L238 164H237ZM255 167H256V166H255ZM255 167H254V169H255ZM263 167H264V166H263ZM175 168H176V167H175ZM207 168H206V169H207ZM224 168H225V167H224ZM246 168H245V169H246ZM258 168H259V167H258ZM258 168H257V169H258ZM260 168H262V167H260ZM201 169H202V168H201ZM203 169H204V168H203ZM213 169H211V170H213ZM235 169H236V168H235ZM243 169H244V167H243ZM252 169H253V168H252ZM252 169H251V171L253 172L254 169H253V170H252ZM179 170H180V169H179ZM184 170H185V169H184ZM204 170H205V169H204ZM204 170H202L204 173L208 171V170H207V171H206V170L204 171ZM226 170H227V169H226ZM241 170H242V169H241ZM241 170H240L238 173H240ZM246 170H247V169H246ZM246 170H245V171L242 170V172H241L240 175L243 176V177H241V179H243V178H244V180L247 179V180H246L247 183H248L247 185L250 186V185H252V183L249 185V183H250L249 181H250V180L247 178V176H246V178H245V174H246V173L244 174V172H246ZM209 171H210V170H209ZM209 171H208V173H209ZM216 171L213 173V176L217 174ZM255 171H257V170H255ZM255 171H254V172H255ZM203 172H202V173H203ZM210 172H212V171H210ZM228 172H229V171H226L227 174H225L224 171H223V175L221 174L222 176H220V175H218V174H217V176L221 177V179H222L223 176H225V175H231V173H232L233 177L235 176V177H234L235 180H236V178L239 179L238 177H236V175H234L235 172H234L233 170H232V172H229L230 174H228ZM233 172H234V173H233ZM236 172H237V171H236ZM254 172H253V173H254ZM258 172H259V171H257L255 174H257ZM215 173H216V174H215ZM249 173H250V172H248V174H249ZM179 174H180V173H179ZM185 174H186V173H185ZM185 174L183 173L184 176H185ZM205 174H206V173H205ZM205 174H204V175H205ZM224 174H225V175H224ZM255 174H254V175L252 174V175L255 176ZM259 174H261V172H260ZM263 174H264V173H263ZM263 174L261 175V177H264ZM204 175H203V177L201 178V179H203V180L200 179V180L202 181V183H203V181L205 180V179H204V178H205ZM232 175H231V176H232ZM257 175H258V174H257ZM176 176H178V175H176ZM196 176H200V175H196ZM201 176H202V174H201ZM211 176H212V175H211ZM231 176H228V177L225 176V177H223V178H226V177L228 178V179H227V178L224 179V180H226V181H225L226 183H224L225 185L223 184L224 180H220L219 177H218V179L221 181V183H222V185H224V187L228 184V185H229V186H228V187H229V190H230V189L232 190L233 187H234V189H235L237 186L239 187V185L242 186L241 188H243V185H241V184H243L242 182H244V181H243V180L241 181V179H240L239 181H240L241 183L239 184V183H238L239 181H238V180L235 181V180L233 179V177H232V179H233V180H232V179L230 178ZM238 176H239V174H238ZM253 176H252L251 178H253ZM174 177H175V176H174ZM207 177H208V176H207ZM178 178H180V175H179ZM188 178H189V177H188ZM188 178H187V179H188ZM210 178H211V177H210ZM212 178H213V177H212ZM215 178H216V177H215ZM215 178H214V179H215ZM254 178H255V177H254ZM258 178H259V176H258ZM174 179H175V178H174ZM195 179H196V178H195ZM214 179H212V180L215 182ZM183 180H184V179H183ZM193 180H194V179H193ZM193 180H192V181H193ZM200 180H199V181H200ZM212 180H211V181H212ZM228 180H231V181H229V182H232L233 185L236 183V187L233 186V185H232L233 187L230 186L231 183L229 184ZM144 181H146V180H144ZM175 181H176V180H175ZM177 181H178V184H179L180 179L177 180ZM187 181L190 183L189 179H188ZM205 181H206V180H205ZM220 181H219V182H220ZM184 182H185V181H184ZM217 182H218V181H217ZM219 182H218V183H219ZM234 182H235V183H234ZM182 183H183V182H182ZM189 183H188V184H189ZM198 183H200V185L202 186L201 182H198ZM206 183H207V184H206L207 187H206V186H204V187H206V189H208L207 191L210 192V191H209V187H208V186H210V184H209V182H206ZM215 183H216V182H215ZM221 183H220V184H221ZM174 184H175V183H174ZM174 184H173L172 186H174ZM185 184H187V182H185ZM185 184H184V185H185ZM191 184H192V183H191ZM203 184H204V183H203ZM208 184H209V185H208ZM216 184H217V183H216ZM237 184H239V185H237ZM244 184H246V183L244 182ZM175 185H176V184H175ZM179 185H180V184H179ZM181 185H182V184H181ZM192 185H194V184H192ZM196 185H197V184H196ZM217 185H218V184H217ZM172 186H171V187H172ZM188 186H189V185H188ZM188 186H187V187H188ZM211 186H212V184H211ZM245 186H246V185H245ZM245 186H244V187H245ZM252 186H253V185H252ZM125 187H126V186H125ZM180 187L183 189L184 186H183V187L180 186ZM189 187H191V185H190ZM197 187H199V186L197 185ZM214 187H215V186H214ZM231 187H232V188H231ZM177 188H178V192H179V187H177ZM177 188H176V190H177ZM191 188H192V187H191ZM199 188H201V187H199ZM210 188H212V187H210ZM239 188H240V187H239ZM245 188H246V187H245ZM182 189H181V190H182ZM186 189H187V188H186ZM186 189H185V190H186ZM192 189H194V188H192ZM213 189H214V188H213ZM222 189H223V188H221V190H222ZM141 190H142V189H141ZM185 190H184V192H185ZM188 190H189V189H188ZM198 190H199V189H198ZM202 190H203V189H202ZM216 190H217V189H214L212 192H214V191H216ZM224 190H225L224 192H228V191H226V190H227V187H225ZM231 190H230L229 192L234 191V190H232V191H231ZM237 190H238V189H237ZM252 190H253V189H252ZM12 191H13V190H12ZM163 191H164V190H163ZM190 191H191V190H190ZM193 191H194V190H193ZM193 191H192V192H193ZM195 191H197V190H195ZM195 191H194V192H195ZM207 191H205V189H204V193H205V192L208 193ZM141 192H142V191H141ZM182 192H183V191H182ZM192 192H191V193H192ZM200 192H202V191L200 190ZM212 192L210 193L211 195H213ZM217 192H218V191H216V193H217ZM222 192H223V191H222ZM191 193H190V197H189L190 200H191V196H192ZM164 194H165V193H164ZM187 194H188V191H187ZM198 194H199V192H198ZM219 194H220V193H219ZM228 194H229V193H228ZM165 195H166V194H165ZM183 195H184V194H183ZM196 195H197V194H196ZM201 195H203V194L201 193L200 196H201ZM206 195H207V194H206ZM235 195H236V194H235ZM73 196H74V195H73ZM163 196H164V195H163ZM166 196H167V195H166ZM170 196H171V195H169V197H170ZM185 196L187 197V195H185ZM197 196H198V195H197ZM197 196H196V197H197ZM204 196H205V195H203V197H204ZM207 196L209 197L210 195H207ZM221 196H223V195H221ZM225 196H226V195H225ZM237 196H238V195H237ZM9 197H10V196H9ZM13 197H14V196H13ZM172 197H173V196H172ZM201 197H202V196H201ZM205 197H206V196H205ZM205 197H204V198H205ZM223 197H224V196H223ZM223 197H222V198H223ZM167 198H168V197H167ZM174 198H175V197H174ZM192 198H194V196H192ZM209 198H211V196H210ZM209 198H207V200H209ZM212 198H214V195H213ZM212 198H211V201H213V200H218L217 197H216L217 199L215 198V199H213V200H212ZM219 198H220V197H219ZM253 198H254V197H253ZM78 199H79V198H78ZM200 199H201V198H200ZM205 199H206V198H205ZM11 200H12V199H11ZM169 200H170V199H169ZM196 200H197V199H196ZM207 200H206V201H207ZM221 200H222V199H220V202H221V203H224V202H222ZM223 200H224V198H223ZM238 200H239V199H238ZM238 200L236 199V202H237ZM262 200H263V198H262ZM7 201H8V200H7ZM186 201H187V200H186ZM192 201H193V200H192ZM192 201H191V202H192ZM202 201H204V200L202 199ZM228 201L230 202V200H228ZM178 202H180V200H179ZM187 202H188V201H187ZM187 202H186V203H187ZM215 202H216V201H215ZM217 202H218V201H217ZM240 202H241V200H240ZM242 202H243V201H242ZM186 203H184L185 206H186ZM189 203H190V201H189ZM200 203H201V202H200ZM10 204H11V203H10ZM67 204H68V203H67ZM178 204H179V203H178ZM187 204H188V203H187ZM196 204H198V203H196ZM238 204H239V202H238ZM166 205H167V204H166ZM172 205H173V204H172ZM181 205H183V204H181ZM189 205H190V204H189ZM192 205H193V204H192ZM200 205H201V204H200ZM207 205H208V204H207ZM212 205H213V204H212ZM219 205H220V204H219ZM221 205H222V204H221ZM221 205H220V206H221ZM224 205H225V204H224ZM230 205L233 206L232 203H230ZM230 205H229V206H230ZM164 206H165V205H164ZM176 206H177V205H176ZM195 206H196V205H195ZM195 206H194V207H195ZM248 206H249V205H248ZM198 207H199V206H198ZM216 207H217V206H216ZM218 207H219V206H218ZM170 208H171V207H170ZM172 208H173V207H172ZM199 208L201 209V207H199ZM199 208H198L197 210H199ZM213 208H214V207H213ZM221 208H222V206H221ZM195 209H196V208H195ZM203 209H204V208H203ZM210 209H212V208H210ZM217 209H218V208H216V210H217ZM2 210H3V209H2ZM13 210H14V209H13ZM189 210H190V209H189ZM234 210H235V209H234ZM234 210L232 211V213L235 212ZM237 210H238V209H236V211H237ZM127 211H128V210H127ZM194 211H195V210H194ZM194 211H191V212H194ZM200 211H201V210H200ZM226 211H227V210H226ZM230 211H231V210H230ZM239 211H240V210H239ZM124 212H125V211H124ZM198 212H199V211H198ZM202 212H203V211H202ZM216 212H218V211H216ZM220 212H221V211H220ZM169 213H170V212H169ZM199 213H200V212H199ZM205 213H206V212H205ZM230 213H231V212H230ZM55 214H56V213H55ZM68 215H69V214H68ZM121 215H122V214H121ZM195 215H197V214H195ZM201 215H202V214H201ZM229 215H231V214H229ZM235 215H236V213H235ZM19 216H20V215H19ZM135 216H136V215H135ZM205 216H206V215H205ZM223 216H224V215H223ZM233 216H234V215H233ZM197 217H198V216H197ZM220 217H221V216H220ZM227 217H229V216H227ZM194 218H195V217H194ZM248 218H249V217H248ZM109 219H110V218H109ZM204 219H205V218H204ZM243 219H244V218H243ZM65 220H66V219H65ZM150 221H151V220H150ZM184 221H185V220H184ZM231 221H232V220H231ZM125 222H127V221H125ZM240 222H241V221H240ZM11 223H12V222H11ZM66 223H67V222H66ZM139 223H140V222H139ZM142 223H144V222H142ZM22 224H23V223H22ZM28 224H29V223H28ZM62 224H63V222H62ZM144 224H145V223H144ZM146 224H147V223H146ZM148 224H149V223H148ZM150 224H151V223H150ZM205 224H206V223H205ZM221 224H222V223H221ZM10 225H11V224H10ZM120 225H121V224H120ZM184 225H185V223H184ZM225 225H226V224H225ZM67 226H68V225H66V227H67ZM108 226H109V225H108ZM124 226H125V225H124ZM134 226H135V225H134ZM137 226H138V224H137ZM10 227H11V226H10ZM18 227H19V226H18ZM86 227H87V226H86ZM138 227H139V226H138ZM138 227H137V228H138ZM185 227H187V226H185ZM185 227H184V229H185ZM220 227H221V226H220ZM228 227H229V226H228ZM91 228H92V227H91ZM148 228H149V227H148ZM182 228H183V227H182ZM189 228H191V227L189 226ZM189 228H187V229H189ZM66 229H67V228H66ZM225 229H226V228H225ZM87 230H88V229H87ZM118 230H119V229H118ZM180 230H181V229H180ZM189 230H190V229H189ZM218 230H219V229H218ZM9 231H10V230H9ZM9 231H8V232H9ZM55 231H56V230H55ZM135 231H136V230H135ZM183 231H185V230H183ZM43 232H44V231H43ZM71 232H72V231H71ZM15 233H16V232H15ZM102 233H103V232H102ZM121 233H122V232H121ZM123 233H124V232H123ZM164 233H165V232H164ZM164 233H163V234H164ZM182 233H183V232H182ZM189 233H191V232H189ZM189 233H188V234H189ZM88 234H89V233H88ZM223 234H224V233H223ZM47 235H48V234H47ZM184 235H185V233H184ZM55 236H56V235H55ZM114 236H115V235H114ZM114 236H113V237H114ZM118 236H119V235H118ZM118 236H116V237H118ZM109 237H110L111 240H109V238H107L108 241H107V239H106V242L109 243V244H108L109 246H110V244H111V246H113V247H112L113 249H114V246H115V245H117V246L120 245V244H119L120 241L118 240L119 237L116 238V239L119 241L118 243H117V240L113 239L112 236H109ZM4 240H5V239H4ZM198 240H199V239H198ZM218 240H219V239H218ZM177 241H178V240H177ZM95 242H96V241H95ZM95 242H92V243L94 244ZM114 242H116L117 244L114 245ZM218 242H219V241H218ZM226 242H227V241H226ZM178 243H179V242H178ZM178 243H177V244H178ZM104 244H105V243H104ZM112 244H113V245H112ZM175 244H176V243H175ZM177 244H176V245H177ZM179 244H180V246H182V247L185 246V245L183 246V244H181V241H180ZM218 244H219V243H218ZM218 244H217V245H218ZM222 244H223V243H222ZM224 244H225V242H224ZM95 245H96V244H95ZM168 245H171V244L168 243ZM91 246H92V245H91ZM96 246H97V247L100 246V247H99L100 250H99V248H97ZM96 246H92V247H95L94 250H95L96 252H95L91 247H90V248H91L92 250H90V251H94V253H96V255L98 256V253H99V252H102L101 249L104 248V245H103V244L100 245V244H98V242H97V245H96ZM106 246H107V245H106ZM117 246H115V250H116V251L113 250V249L111 248V251H112V252H113V251L116 252V254L114 253V256L112 255V257L108 256V257H110V258L105 259L106 262H103V264H121V261H122V259H121V258H122V254H120V253L117 254V252H118L117 249H116ZM180 246L178 247V245H177L178 248H177V247H174V251H173V247H172V245H171V246H169V248H168L169 251H168V249H167V250L164 251V253L166 254V251H167L168 254H169V253L171 254L172 252H170V251H173V252H174L173 254L175 255V253H176V252H175L176 248H177L178 250H182V252H183L184 250H187V248H184V250H183V249H180V248H181ZM196 246H197V245H196ZM201 246H202V245H201ZM167 247H168V246H167ZM167 247H166V248H167ZM171 247H172V249H171ZM186 247H188V246H186ZM208 247H209V246H208ZM219 247H220V246H219ZM90 248H89V249H90ZM121 248H122V247H121ZM188 248H189V247H188ZM213 248H214V247H213ZM96 249H97V250H96ZM205 249H206V248H205ZM224 249H225V248H224ZM227 249H228V248H227ZM178 250H177V251H178ZM188 250H189V251H188ZM188 250H187L186 252H185V251L183 252L184 255H185V253H186V255H187L188 257H191V256L194 257L195 254L197 255V252H195V250H194V251H193L192 249H191V250L188 249ZM199 250H200V249H199ZM190 251H193V252H190ZM206 251H207V249L205 250V253H206V254L204 253V255H206L208 259H206V260L204 259V261H205V262L207 261V263L209 262L208 264H210L211 261H208L210 256H209L208 251H207V252H206ZM210 251H211V250H210ZM221 251H222V250H221ZM226 251H228V250H226ZM229 251H230V250H229ZM21 252H22V251H21ZM194 252H195V254H194ZM199 252H200V251H199ZM199 252H198V254H199ZM201 252H204V249H203V251H201ZM218 252H219V251H217V253H218ZM183 253H181L180 251L177 252L178 255H180V254L182 255ZM190 253H192V254H190ZM213 253H214V252H213ZM220 253H221V252H220ZM112 254H113V253H112ZM168 254H167V255H168ZM170 254H169V255H170ZM177 254L175 255V257L178 258L179 256H177ZM202 254H203V253H202ZM211 254H212V253H211ZM221 254H222V253H221ZM228 254H229V253H228ZM24 255H25V254H24ZM46 255H47V254H46ZM99 255L101 256V254H99ZM104 255H105V254H104ZM115 255H116V256H115ZM117 255H118V256H117ZM120 255H121V256H120ZM167 255H166V256H167ZM174 255H172V256H174ZM181 255H180L179 258H182L183 255H182V256H181ZM200 255H201V254H200ZM217 255H218V254H217ZM229 255H230V254H229ZM102 256H103V255H102ZM123 256H124V255H123ZM198 256H199V255H198ZM208 256H209V257H208ZM213 256H215V255H213ZM220 256H221V255H220ZM223 256H224V255H223ZM105 257H107V256H105ZM124 257H125V256H124ZM184 257L186 258V260L188 259L186 256H184ZM184 257H183V258H184ZM21 258H22V257H21ZM183 258H182V259H183ZM204 258H205V256H204ZM18 259H19V258H18ZM119 259H120V260H119ZM182 259H181V260H182ZM195 259L197 260L198 258H195ZM211 259H212V258H211ZM220 259H221V258H220ZM186 260H184V261L186 262ZM189 260H190V258H189ZM189 260L187 261L188 264H189ZM40 261H41V259H40ZM44 261H45V260H44ZM200 261H201V260H200ZM216 261H217V260H216ZM123 262H124V261H123ZM126 262H127V261H126ZM187 262H186V263H187ZM190 262H191V260H190ZM202 262H203V260H202ZM211 263H212V262H211ZM218 263H219V262H218ZM41 264H42V263H41ZM44 264H45V263H44ZM46 264H48V263H46ZM94 264H96V263H94ZM97 264H98V263H97ZM122 264H123V263H122ZM154 264H155V262H154ZM219 264H220V263H219ZM231 264H232V263H231ZM233 264H234V263H233Z\"/></svg>",
    "mask_w": 264,
    "mask_h": 264
}]
</instances>
